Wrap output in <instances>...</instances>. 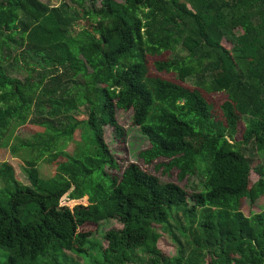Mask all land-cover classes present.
I'll return each instance as SVG.
<instances>
[{"label":"trees","instance_id":"1","mask_svg":"<svg viewBox=\"0 0 264 264\" xmlns=\"http://www.w3.org/2000/svg\"><path fill=\"white\" fill-rule=\"evenodd\" d=\"M9 60L24 82L9 76ZM80 107L84 121L72 116ZM118 109L132 111L150 145L144 164L165 159L179 181L202 178L198 192L135 164L108 174L118 165L104 127L123 138ZM28 122L44 129L14 148L28 154L30 185L0 167V264H62L63 251L88 250L95 264H264V210H241L264 197V166L252 160L264 156V0H0V143ZM40 162L56 166L52 177ZM105 220L122 228L102 247L84 227ZM164 235L173 256L159 248Z\"/></svg>","mask_w":264,"mask_h":264},{"label":"rangeland","instance_id":"2","mask_svg":"<svg viewBox=\"0 0 264 264\" xmlns=\"http://www.w3.org/2000/svg\"><path fill=\"white\" fill-rule=\"evenodd\" d=\"M40 2L49 5L50 7H59L66 0H39ZM84 21H79L78 25L74 27L75 31H78L81 27L84 26ZM15 52L12 53V55ZM177 54L181 56H185L181 53L180 47H178ZM32 58V63H41L42 66L36 64L32 65L39 72H43V68L47 67L41 61V58L35 56L34 54ZM168 58L173 57L172 54H163ZM6 64H10L11 68H8V74L11 77L20 79L21 81H25L28 77V73L21 69L20 66H17L13 60L5 61ZM23 60H21L20 65L24 66ZM39 77L37 74L33 77V82H38ZM189 84H192V79H189ZM216 100L221 103L224 95H218L215 97ZM47 110L43 109V115L46 116ZM37 113L36 116H43ZM35 116V113H34ZM72 116L75 120L84 121L87 119L86 109L84 107H80L78 111L73 112ZM33 116H31L32 118ZM116 117L118 123L124 130L123 138H117L112 128L109 126L104 127V142L108 146L110 153H112L116 163L118 165L117 170L108 171L109 175L115 176L120 179L126 167L129 164H135L139 167L142 172H145L148 175L154 176L157 178L162 184H175L180 188L184 189L188 195L194 194L200 190V182L202 178L200 177H190L186 178L184 181L178 180V171L172 170L167 172L165 170V165L169 163V161L165 159H159L158 161L153 162L150 165L144 164V162L138 157V155L150 149V145L138 131V128L132 125V111L131 110H117ZM15 123V120L14 122ZM44 129L42 127L36 126L31 122H28L25 125H12L6 133L4 140L0 143V167L3 164L10 165L14 171L15 179L25 186H29V181L25 174V170L27 169L26 161H28V154L25 150L21 149L18 151H14V148H18L22 143H34V136L36 133H42ZM80 141V131H75L72 141L69 142L64 149L65 153L72 154L76 145ZM3 145V146H2ZM250 148L247 149V157H249ZM36 156V154L34 155ZM253 160V168L257 165L264 166V156H259L254 153ZM162 165L163 167L158 169V166ZM39 171L42 176L52 177L56 170V166H51L49 164H44V162H40L38 165ZM258 181V177L252 173L251 182L254 184ZM64 200V198L62 199ZM242 212L246 216H250L252 214L260 213L264 210V197L260 198L254 205H251L249 202L242 203ZM122 228V224L117 220H105L101 221L98 224L88 223L85 225V231H91L92 235L90 237V241L92 243H99L102 247L107 246V242L104 239V234L110 229H120ZM159 248L163 251L164 254L168 256H173L176 254V247L174 246L171 239L164 235L159 241ZM63 253L69 258L65 260V258L60 253V260L62 264H95L94 261L97 260V254L94 250H88L85 258L83 256H76L75 254L63 251ZM6 252L4 250H0V263L5 259ZM70 259L72 262H70ZM68 261V262H67ZM41 264V263H40Z\"/></svg>","mask_w":264,"mask_h":264}]
</instances>
